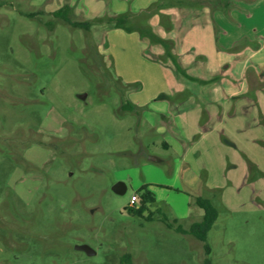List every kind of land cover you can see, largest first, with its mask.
<instances>
[{
	"label": "rangeland",
	"instance_id": "obj_1",
	"mask_svg": "<svg viewBox=\"0 0 264 264\" xmlns=\"http://www.w3.org/2000/svg\"><path fill=\"white\" fill-rule=\"evenodd\" d=\"M232 1L0 0V264H264V9Z\"/></svg>",
	"mask_w": 264,
	"mask_h": 264
},
{
	"label": "trees",
	"instance_id": "obj_2",
	"mask_svg": "<svg viewBox=\"0 0 264 264\" xmlns=\"http://www.w3.org/2000/svg\"><path fill=\"white\" fill-rule=\"evenodd\" d=\"M54 13L59 15L62 19H64L66 22L73 26H87L86 21L82 22L71 20L68 15L63 12V8L57 9ZM136 195L137 199H139L140 206L136 208V204H134L132 206L128 205V207L135 208L133 209V211L139 214L143 211L147 203L155 200L153 192L147 188V185L140 186ZM196 203L203 209L202 218L198 221L193 222L188 230L182 228L181 226H177L176 230L183 233H191L198 239L205 241L207 237V232L213 225V222L217 218L218 214L215 206L209 198L198 196L196 198ZM209 249V246L205 244V250L207 253H209ZM125 261L128 264H131L129 257H126ZM206 264H209V260L207 259Z\"/></svg>",
	"mask_w": 264,
	"mask_h": 264
},
{
	"label": "crops",
	"instance_id": "obj_3",
	"mask_svg": "<svg viewBox=\"0 0 264 264\" xmlns=\"http://www.w3.org/2000/svg\"><path fill=\"white\" fill-rule=\"evenodd\" d=\"M231 3V8L228 11L229 16H232V18L237 19L235 17L239 14V12L236 10V6H242L244 9H256L261 7L262 10L264 9V0H233ZM264 11V10H263ZM233 20V19H232ZM224 23H228V21L224 18ZM165 145H169L167 142H165ZM203 215V214H202Z\"/></svg>",
	"mask_w": 264,
	"mask_h": 264
},
{
	"label": "water",
	"instance_id": "obj_4",
	"mask_svg": "<svg viewBox=\"0 0 264 264\" xmlns=\"http://www.w3.org/2000/svg\"><path fill=\"white\" fill-rule=\"evenodd\" d=\"M112 189L116 192H123L126 189V186L123 182L118 181L113 185ZM76 248L84 250L88 254L94 253V250L86 244L77 245Z\"/></svg>",
	"mask_w": 264,
	"mask_h": 264
},
{
	"label": "built area",
	"instance_id": "obj_5",
	"mask_svg": "<svg viewBox=\"0 0 264 264\" xmlns=\"http://www.w3.org/2000/svg\"><path fill=\"white\" fill-rule=\"evenodd\" d=\"M136 201H137V195L136 194H133L130 198V201H129V206H132L134 204H136Z\"/></svg>",
	"mask_w": 264,
	"mask_h": 264
}]
</instances>
